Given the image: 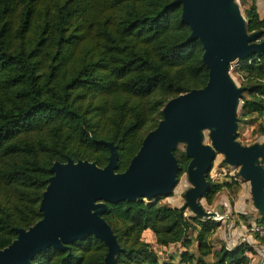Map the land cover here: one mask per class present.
Returning <instances> with one entry per match:
<instances>
[{"label":"trees","instance_id":"1","mask_svg":"<svg viewBox=\"0 0 264 264\" xmlns=\"http://www.w3.org/2000/svg\"><path fill=\"white\" fill-rule=\"evenodd\" d=\"M238 1L246 4V31L264 29L254 0ZM189 32L173 0H0V247L15 236L14 227L40 217L54 160L67 155L102 166L108 148L96 140L104 139L116 146L115 170H123L161 118L163 103L205 83L202 47ZM235 62L244 86L237 126L258 120L262 132L264 50ZM173 154L179 175L188 157L177 147ZM206 178L207 203L234 179ZM163 197L106 202L102 216L120 246L112 264H248V242L212 245L220 219L187 214L184 203ZM105 251L101 239L87 234L65 248L49 245L25 264H104Z\"/></svg>","mask_w":264,"mask_h":264},{"label":"water","instance_id":"2","mask_svg":"<svg viewBox=\"0 0 264 264\" xmlns=\"http://www.w3.org/2000/svg\"><path fill=\"white\" fill-rule=\"evenodd\" d=\"M180 4V19L188 24L187 36L198 38L207 79L169 97L161 107V118L142 137L123 170L116 168V146H107L104 165L93 160L65 156L49 166L50 175L41 192L40 217L32 224L14 227L15 236L0 247V264H25L39 250L51 245L65 248L87 234L106 245L104 264H112L120 246L102 216L106 202L139 197L154 199L167 195L177 179L179 166L173 154L183 142L188 157L184 173L190 185L183 191V203L197 217H213L215 211L200 202L209 180L206 178L215 153L248 181L253 207L264 217V139L248 144L236 139V110L243 85L229 73V62L251 52L264 50V29L246 31L244 15L235 0H173ZM207 130L208 142L203 141Z\"/></svg>","mask_w":264,"mask_h":264},{"label":"rangeland","instance_id":"3","mask_svg":"<svg viewBox=\"0 0 264 264\" xmlns=\"http://www.w3.org/2000/svg\"><path fill=\"white\" fill-rule=\"evenodd\" d=\"M235 2L237 3L239 11L243 15L242 9L244 6H246V4H240L238 0H235ZM235 60L236 58L230 61L228 64L229 73L233 81L236 84H239V76L234 69L236 64ZM258 123V120L240 123L236 128L238 132L236 139L244 144L254 141H261L264 139V121H261V126L263 129L262 132L258 127ZM203 141H209L206 129L203 130ZM176 147L178 149H183V142H177ZM235 174H237V166L224 163L221 160V154L215 153L211 162V168L208 171V175L213 179L218 180H221L228 175L234 179L232 180L231 187H224L220 189L217 194L214 195L215 197L213 196V199L210 203H207L204 198L200 199V202L204 208L216 211L218 214L223 215V217L220 219V227L215 229L210 235L212 245H218L219 243L223 242L227 246H232L233 244L239 243L241 241H246L244 238L247 234L253 236L258 240V242H264V239L248 230L249 221L251 222L254 220L253 218L255 217V214L257 215V211L251 202L248 181L242 179L238 174ZM189 185L190 183L187 180L185 173H180L177 175V179L172 188L171 194L167 196L164 195V197L161 198V201L170 205L182 204L184 201L183 191ZM229 197L234 199V206L229 202ZM185 212L187 214H193L188 207L186 208ZM227 220H230V222L228 223ZM142 238L149 241L153 247V236L150 231H145L142 234ZM173 248L174 247L169 249L173 250ZM157 250L161 255L165 253V251H163L160 246H157ZM257 262L258 261H251L250 259V264H257Z\"/></svg>","mask_w":264,"mask_h":264},{"label":"crops","instance_id":"4","mask_svg":"<svg viewBox=\"0 0 264 264\" xmlns=\"http://www.w3.org/2000/svg\"><path fill=\"white\" fill-rule=\"evenodd\" d=\"M254 2L256 5L258 14L260 16L263 15L264 14V0H254ZM216 194L217 193H215V195ZM234 204H235V201L233 199V202L231 203V205L234 206ZM257 215L255 214V217L253 218L254 220L257 217ZM227 222L229 223L230 220H227ZM218 227H220V225ZM244 239L246 240V242H248L252 246V250H253L252 253L246 252V254L249 256V260H248L249 264H250V259L251 261H258L257 264H264V242H258V240L255 239L250 234H247ZM214 246L216 247L217 245H214Z\"/></svg>","mask_w":264,"mask_h":264},{"label":"built area","instance_id":"5","mask_svg":"<svg viewBox=\"0 0 264 264\" xmlns=\"http://www.w3.org/2000/svg\"><path fill=\"white\" fill-rule=\"evenodd\" d=\"M222 217H223L222 214H218L215 211V216H213V218L221 219ZM248 230L253 232L257 236L261 237L262 239H264V222H258L256 220H253L251 222L249 221Z\"/></svg>","mask_w":264,"mask_h":264}]
</instances>
